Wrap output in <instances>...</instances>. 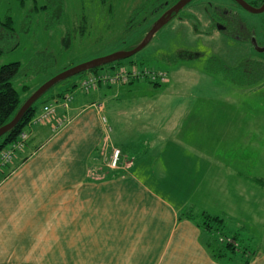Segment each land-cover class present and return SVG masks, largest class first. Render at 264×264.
Here are the masks:
<instances>
[{"label": "crops", "instance_id": "obj_1", "mask_svg": "<svg viewBox=\"0 0 264 264\" xmlns=\"http://www.w3.org/2000/svg\"><path fill=\"white\" fill-rule=\"evenodd\" d=\"M147 83L152 87L99 85L78 96L70 88L52 95L60 94L52 101L66 93L73 98L67 107L58 104L49 121L26 128L25 146L0 174V264H264V219L252 220L255 213L240 215L242 211L237 217L240 205L235 192L240 193L243 185L231 180L234 201L227 196V186L211 184L232 167L229 164L236 160L242 164L240 155L211 153L213 162L204 161L208 165L186 192L166 161L207 156L191 150L192 138L185 131L173 130L179 117L184 120L187 115L186 110L182 115L178 111L180 102L173 103L174 113L165 120L163 105L168 101L156 100L162 106H155V115H146L143 108L145 117L136 118L135 126L141 131L150 128L144 136L138 132L131 139L127 130L117 132L122 122L117 119L119 111L143 105L130 103L117 109V98L131 89L154 96L159 85ZM166 88L159 93L182 89ZM61 118L65 121L56 127ZM164 125H171L165 133ZM114 148L120 154L116 167H111ZM244 156L247 159L248 154ZM245 167V176L236 173L250 192L253 186L264 185L262 178L250 174V164ZM187 210L224 218L225 228L234 231L243 251L235 247L233 259L228 254L213 257L208 243L219 235L212 236L192 218H180Z\"/></svg>", "mask_w": 264, "mask_h": 264}, {"label": "rangeland", "instance_id": "obj_2", "mask_svg": "<svg viewBox=\"0 0 264 264\" xmlns=\"http://www.w3.org/2000/svg\"><path fill=\"white\" fill-rule=\"evenodd\" d=\"M144 4L145 0H0V64L19 63L13 85L21 102L43 82L68 68L137 46L161 14V11ZM192 28V23L184 24L172 18L143 49L114 64L112 69L115 71L127 68L132 61L140 70H165L167 73V81L156 87L154 96L142 89L126 90L119 95L117 109L130 103L143 102V105L119 111L117 119L122 122L117 124V132L127 130L129 134L126 136L131 135V139L138 132L144 136V131L150 128L141 131L135 126L138 123L136 118L145 117L141 114L143 108L146 115L151 112L155 115V106H162V101L156 100L168 101L163 105L162 118L165 120L173 112V103L180 102L178 111L182 115L186 110L187 115L184 120L179 117L172 128L185 131V136L192 138L191 150H199L207 156L202 159L193 157L198 163L192 157L166 161L175 177L181 178L183 190L187 192L198 182L205 165H208L204 161L210 160L211 153L230 154L233 151L240 155L242 164L237 160L235 164H229L232 167L221 171L217 181L211 184L227 186V196L233 200L231 180L243 185L238 188L240 193L235 192L240 205L237 217L240 218L241 211L240 215L253 212L256 216L252 220L260 221L264 219V185L253 186L250 192L245 187L247 182L240 176L246 175L245 165L250 164V174L264 180V87L240 88L226 77V68H234L247 54L245 46L234 40H223L218 32L205 31L204 28L194 32ZM260 57L264 58V54ZM108 65L100 71L107 70ZM89 73L85 71L58 81L35 104L39 105L67 88L74 95H82L79 84ZM134 80L127 85H149L142 79ZM166 86L182 89L176 93H159L161 89L167 90ZM201 114H204L203 121ZM171 125H164L161 131L165 133ZM175 136L180 140L178 132ZM249 139H252V145ZM247 154L250 162L244 159ZM210 190L226 193L219 189ZM250 194L252 196L248 199ZM233 205L235 207V203ZM197 221L201 223V220ZM255 226L259 227V224ZM224 230L214 242L221 245L233 243L228 231ZM235 245L237 251H243L239 242ZM223 254L233 259L231 249H226Z\"/></svg>", "mask_w": 264, "mask_h": 264}, {"label": "flooded vegetation", "instance_id": "obj_3", "mask_svg": "<svg viewBox=\"0 0 264 264\" xmlns=\"http://www.w3.org/2000/svg\"><path fill=\"white\" fill-rule=\"evenodd\" d=\"M178 1L145 0L144 5L163 13ZM173 18L184 24L192 23L194 32L198 28L215 31L223 40H234L245 46L247 54L235 68H240H237L240 74L247 73L250 68L252 79L242 78L235 85L240 88L264 87V58L260 57L264 54V0H190L174 13Z\"/></svg>", "mask_w": 264, "mask_h": 264}, {"label": "trees", "instance_id": "obj_4", "mask_svg": "<svg viewBox=\"0 0 264 264\" xmlns=\"http://www.w3.org/2000/svg\"><path fill=\"white\" fill-rule=\"evenodd\" d=\"M105 1L106 0H102V2H105ZM119 62L120 61L110 63L108 65V68H112L114 64H118ZM129 64H133V62L130 61ZM19 66L20 65L18 62L0 64V127L8 123L14 117L17 110L22 104L20 97H19L20 94L13 85L14 78L19 70ZM103 66L91 69L90 72L98 73L101 70V68H103ZM237 68L235 67L226 68L227 70L226 77L229 80H232L234 82L233 84H238L239 80L242 78L247 79L246 81H250L252 79L251 76L253 75V73L250 71V68L247 73H243V74H240V72L237 71ZM258 77L260 79L262 78L260 74L258 75ZM57 96H60V94H56L55 96H52L49 99L43 100L39 105H36L35 102L37 101H35L25 111V113L23 114L20 121L16 124V126L1 137L0 150L5 148L12 142H14L16 138L18 137V135L23 130H25L29 121L36 115V112L38 111V109L41 106L46 105L48 101H50L52 98L57 97ZM258 181H260V179H258ZM182 217L192 218L194 221H196L198 225L211 231L212 236L215 233L214 231L216 232L218 231L217 234L219 235V233L222 232L223 228L225 229L224 231L226 230L228 231V233L227 232L226 233L229 234V237L232 239L233 243H230V244L227 243V244L221 245V244L216 243V241L214 242L213 241L214 239L210 243H208V249L213 257L215 258L222 257L224 255L223 253L226 252V249H229V250L235 249L236 247L235 233L234 231H231L225 228L224 218H220L218 216H214L206 212L195 213L193 212V210L184 211L183 213L180 214V218ZM197 220H201V223H199Z\"/></svg>", "mask_w": 264, "mask_h": 264}, {"label": "built area", "instance_id": "obj_5", "mask_svg": "<svg viewBox=\"0 0 264 264\" xmlns=\"http://www.w3.org/2000/svg\"><path fill=\"white\" fill-rule=\"evenodd\" d=\"M148 78L150 81L165 82L167 76L165 72L162 71H151V70H140L139 68L130 69H119L113 73H95L85 76L80 82V87L84 91H89L96 87L98 84H124L134 79ZM71 100L70 95L65 96V102ZM66 106V103L63 104ZM51 117H54V108L50 104L44 105L42 107L41 113L35 116L30 124H35L37 122L49 121ZM53 119V118H52ZM65 119H58L56 125H62ZM27 139L26 132L22 131L17 139L9 144L6 148L0 151V171L11 162L13 155L20 151L24 146V141ZM120 151L118 149H113L110 156L109 166L116 167Z\"/></svg>", "mask_w": 264, "mask_h": 264}, {"label": "water", "instance_id": "obj_6", "mask_svg": "<svg viewBox=\"0 0 264 264\" xmlns=\"http://www.w3.org/2000/svg\"><path fill=\"white\" fill-rule=\"evenodd\" d=\"M190 0H179L177 3H175L172 7H170L165 12L161 13L160 16L157 18V20L154 22V24L150 27V29L146 32L144 37L142 38L141 42L128 51H117L113 52L111 54L90 60L88 62H84L82 64H78L76 66H73L71 68H68L45 82H43L40 86H38L30 95L29 97L21 104L19 109L17 110L14 117L6 124L0 127V137L5 135L7 132H9L11 129H13L16 124L20 121L25 111L35 102L37 101L49 88H51L55 83L58 81L65 79L67 77L89 71L91 69L107 65L116 61H120L122 59H126L143 49L148 42L151 40L152 36L167 22H169L170 19L173 18L174 13H176L183 5H185Z\"/></svg>", "mask_w": 264, "mask_h": 264}]
</instances>
